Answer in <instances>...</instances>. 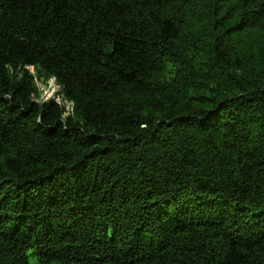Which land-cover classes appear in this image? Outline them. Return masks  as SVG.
Here are the masks:
<instances>
[{
    "label": "trees",
    "instance_id": "1",
    "mask_svg": "<svg viewBox=\"0 0 264 264\" xmlns=\"http://www.w3.org/2000/svg\"><path fill=\"white\" fill-rule=\"evenodd\" d=\"M29 255L264 264V0H0V264Z\"/></svg>",
    "mask_w": 264,
    "mask_h": 264
},
{
    "label": "rangeland",
    "instance_id": "2",
    "mask_svg": "<svg viewBox=\"0 0 264 264\" xmlns=\"http://www.w3.org/2000/svg\"><path fill=\"white\" fill-rule=\"evenodd\" d=\"M38 86L41 90L43 99H47L50 97H53L55 95V91L57 89V86L55 85L54 81L52 79L48 80L47 82L43 83L41 81H37ZM28 262L30 264H36L37 259L34 255L28 256Z\"/></svg>",
    "mask_w": 264,
    "mask_h": 264
}]
</instances>
